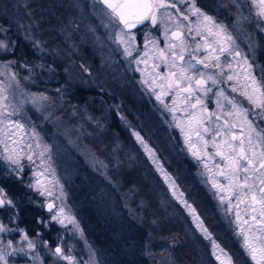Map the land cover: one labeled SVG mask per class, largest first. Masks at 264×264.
Instances as JSON below:
<instances>
[{
  "label": "snow or ice",
  "instance_id": "1",
  "mask_svg": "<svg viewBox=\"0 0 264 264\" xmlns=\"http://www.w3.org/2000/svg\"><path fill=\"white\" fill-rule=\"evenodd\" d=\"M95 2L103 5L101 12L107 19L104 27L110 29L114 42L123 47L124 56L132 58L130 62L138 66L136 70L142 71L140 64L147 67L149 60L153 61L151 68L155 76L143 83L172 113L189 152L211 173L212 188L220 204L226 205L225 214L233 217L230 222L235 225L237 235L242 238V247L253 264H264V73L259 78L254 75L253 66L231 33L197 7L196 0ZM253 4L259 9L257 16L264 19V0H253ZM146 22L154 28H162L163 46L145 33L144 51L133 57L138 49L134 47L136 35L132 29L137 25L147 27ZM161 67L162 72L158 71ZM5 75L0 72V76ZM6 80L0 81V145H3L0 159L7 162L9 171L17 174L24 170L23 160L36 164L38 170L33 172L36 180L29 187L35 188L41 196L60 199L64 194L62 188L60 195L54 196L59 182L51 168V149L26 118L23 121L13 119L21 116L25 103L42 107L48 97L40 94L22 99L15 92V87L19 86L16 74L12 73ZM166 96H171V104L165 103L163 97ZM237 97L247 101L250 107ZM209 103H214L215 108L210 110ZM136 138L150 157H154L138 134ZM208 161L214 163L210 166ZM47 175L52 179H47ZM165 179L175 189L167 174ZM181 202L193 216L197 228L207 236L208 230L195 209L186 201ZM6 204L11 205L12 201L0 189V208ZM47 209L53 213L52 221L61 225L67 221L79 230L65 207L57 208L54 202H49ZM7 230L0 224V232ZM22 239L28 241V249L32 250L34 244L27 234L22 233ZM7 248L13 251L0 248V264H7V257L16 251L11 242ZM55 255L67 264L73 262V257L65 254L60 246L55 248ZM217 259L225 264L221 257ZM227 264H232L230 257H227Z\"/></svg>",
  "mask_w": 264,
  "mask_h": 264
},
{
  "label": "rangeland",
  "instance_id": "2",
  "mask_svg": "<svg viewBox=\"0 0 264 264\" xmlns=\"http://www.w3.org/2000/svg\"><path fill=\"white\" fill-rule=\"evenodd\" d=\"M67 1L69 6L73 7L70 8L71 11L77 14L75 16L76 23L82 25V28H79V37L85 41L83 42L82 40V42H77L79 46H76V43L72 42L69 48L66 49L70 55H68L64 49L58 48L55 45L51 47L49 46L47 49L50 51H46L39 39H35V36L32 34L33 32L37 33L36 36L39 37V29L36 24L37 21L25 11L21 0H2L0 2L2 5V12L7 11L9 15L12 16L10 17L11 21L19 24V26L21 25L24 29L23 32L26 37L25 39L29 42V47L35 56L41 54L40 50H42L44 53L49 52L54 57L59 58L74 71H76L75 67L77 65L82 67L81 73L83 77L78 72L76 73H78L79 76L74 73L68 75L66 78L70 83L78 80L81 84L85 86L89 85V87H95L98 82L105 83L106 76L103 73L106 69L105 65L111 67L112 71L119 76V79L127 80L125 78L127 76H130V78L133 79L138 90L143 94L146 100H148L151 107L154 108L157 115L164 123V126H166L169 131L172 138V148L183 154L185 162L197 175L195 180L201 183L213 199L219 216L242 250L246 259L245 261L247 264H253L250 256L242 247V238L237 235L235 225L230 222L233 217L225 214L224 208L226 205L222 206L220 204L216 190L212 188L211 182L209 181L211 173L207 172L202 167L201 162L196 160L189 152L188 147L184 143V137L175 126V122L172 119V113L165 109L164 105L156 99L153 91L149 90L148 85L143 83V80L147 79L151 81V78L155 76V71L151 68L153 61L149 60L147 67L144 64H140L139 68L142 71H137L136 69L138 66L130 62L132 58H126L124 56L123 47L114 42V39L110 37V29L104 27L107 19L101 12L103 7L98 2H95V0ZM12 4L15 6H12ZM12 7L15 9L12 10ZM11 11L15 16L11 14ZM23 14H25V16ZM228 16L229 14H226L223 11L220 12L216 8V21L222 23L228 32L231 33L237 46L242 53L247 56L249 62L250 59H255L259 56L260 58H264V29H260L262 30H259L260 33H254L248 28L244 16L238 17V21L236 22H233ZM161 32L162 28H154L150 23L147 24V27L133 32L136 35V43L134 47L138 49L137 52L133 53V57L143 53L145 33L156 39L162 47L163 37ZM42 41L43 43H46V40L43 39ZM10 44V35L7 33L6 29L0 25V45H3V47H0V72L6 74L5 76H0V81L7 82L6 77H10L12 73H15L17 81L19 82V86L15 87V92L22 99H27L32 95L40 94H44L48 97L47 101L43 102L42 107L34 106L31 103H25L24 112L20 117H13V119H21L23 121L26 118L28 124L35 127L42 142L49 146L51 149V168L54 169L55 179L59 182V186L54 190V196L60 195L61 188L63 189L64 194L60 196V199L55 200L54 197H45L41 204L45 213L41 223L43 232H40L39 230L34 234L32 232H27L19 225L17 206L10 195H8L7 188H4L1 179H5V176H8L10 179L16 178L19 181L23 179L28 185H30V183L34 184L36 177L33 175V172L38 169H36V164H30L25 159L22 161L24 164L23 172L17 174L9 171V165L7 162L0 159V189H3L8 199L12 201L11 205L6 204L4 207L0 208V224H3L6 229H8L5 232H0V248L12 252V248H7V245L11 242L13 248L16 249L13 255L7 257V264H67L66 261L61 260L55 255V247L57 246H60L65 254H69L73 257L72 264H113V261L115 264H140L139 261L142 254L141 247L138 242L135 241L137 240L138 230L130 219V215H134L135 213H132L133 208L130 205H126V207L125 205H122L119 194L108 176L110 169L109 162H112V165L114 166H120V168L124 165L121 170L116 169V174L119 175V172H121V177L126 167H131L130 164L134 160L135 153L131 148L128 151L126 149L124 150L119 141H107L106 138H104L106 136L103 137L101 134L99 137L92 132V128H98V126L101 127L103 124L105 111L102 109L103 105L101 101L97 102L94 99H90L87 101L88 103H83L76 108V114H66L64 108L66 107L67 100L63 96L61 97L56 81L47 77L45 83L48 85L47 87H49L48 90L36 89L35 87H38L39 82L43 81L42 67H39L36 63L25 65L18 61L12 56V46ZM83 51L88 52L87 56H89V58L86 60L88 62L83 61L84 58L81 54ZM90 55H94L96 59H99L97 65L93 66L90 64V60L92 59L90 58ZM119 61L121 64V70H118L120 67L118 65ZM158 71L162 72L163 68L161 67ZM107 79H109V77H107ZM117 83L119 84L120 82ZM155 91L159 92V88H156ZM229 94L234 95L231 93ZM163 99L165 103L171 104V96L163 97ZM237 99L242 100L241 97H237ZM242 102L245 106H249L247 101L242 100ZM75 103L76 102L71 105H74ZM214 108L215 104L209 103V109L212 110ZM179 115L180 113L178 112L177 116L179 117ZM123 117L124 116L122 115L118 116L119 119L128 123L129 120H124ZM130 131L132 132L130 133ZM127 133L130 135L133 133V137L136 142L140 144L143 153L147 156L158 175H160L164 181L169 191L170 199L179 204L183 214L186 215L192 223L193 229L197 230L198 233L207 240L210 256H213L217 264H220V260L217 259V256L221 257L222 260H225V264H227V257L231 258L232 264H236L231 253L221 246L218 240L215 242L209 230L208 235L205 236V234L197 228L193 216L181 202V200L185 201L183 192L178 189L175 180L171 178L169 173L160 164L154 151L151 149L152 153H154V157H150L149 153L145 150L144 145H142L136 138L138 132H133V130L129 129L127 130ZM89 138L93 139L94 145L98 143V146H101L103 150L106 148V152H103V150L100 149L106 157V161L101 159L100 151L90 143L88 140ZM2 151L3 145H0V153H2ZM208 151H211V149ZM36 163L38 164L39 161L37 160ZM208 163L211 166L214 162L208 161ZM76 170H78V172ZM165 174L171 178V182H174L175 189L169 186V181H166ZM75 176L80 177L77 179L78 184L83 185V187L88 190L89 198H85V196L84 198L87 200L89 199L88 202L90 205L87 206L93 214L91 225L97 226L99 224L98 227L101 228L100 232L103 228L102 232L106 235V237L103 236L101 238L100 242H98V236L94 234L88 235L84 226L85 223L77 214V209L80 205L75 202V199L73 200V197L71 196L72 187L76 185L75 183H72ZM123 178L125 177L123 176L121 181ZM41 179H44V177H41ZM47 179H52V176L47 175ZM49 187H51V185H49ZM126 187L127 186L124 184V188ZM174 190L176 193L175 195L173 194ZM125 192L128 194L127 197L132 199L136 189L128 187ZM181 194H183L182 197ZM50 201L54 202L57 208L60 206L65 207L66 212L70 214L79 225V230H76L74 226L67 221H65L64 225L52 221L51 216L53 213L45 210V205ZM82 201L83 200H81V202ZM143 204L144 203H142L141 200L138 202L136 201L135 208L139 210V213L143 216L146 214L155 216L156 220L153 218L150 222L152 223V221H154L157 225L161 226L162 209L158 207L157 210L152 211L151 208H146ZM185 229H188V226H186ZM182 230L184 229L182 228L180 232ZM187 232L190 234L191 230H187ZM22 233L27 234L29 240L33 242L34 247L32 250L28 249V241L22 239ZM44 233H47L46 235L53 239V245H48L47 241L44 238L42 239ZM102 243H104L103 246H101ZM214 244L218 245V247H214ZM106 248L111 249L112 252L106 250ZM20 249H23V251H20ZM204 257L205 255L202 256V259Z\"/></svg>",
  "mask_w": 264,
  "mask_h": 264
},
{
  "label": "trees",
  "instance_id": "3",
  "mask_svg": "<svg viewBox=\"0 0 264 264\" xmlns=\"http://www.w3.org/2000/svg\"><path fill=\"white\" fill-rule=\"evenodd\" d=\"M21 2L29 16L37 21L39 37L36 36L37 33L33 32L32 34L35 39H39L46 51H50L47 48L53 45L66 51L72 42H75L76 46H79L77 42H82L83 39L79 37V28L81 29L82 25L76 23L75 16L77 14L71 11L70 8L73 7L69 6L67 0H21ZM12 6L15 5L12 4ZM11 9L14 10L15 8L12 7ZM11 14L15 16L12 11ZM23 15L25 16V14ZM10 17L12 16L7 11L2 12L0 2V25L10 35L12 56L25 65L36 63L39 67H42L43 81H40L38 87L35 88L48 90L49 87L45 83L46 78L55 80L61 97L63 96L67 100L64 108L66 114H74L78 106L88 103L87 101L90 99L97 102L101 101L102 109L105 111L103 124L101 127L92 128V132L99 137L101 134L103 137L106 136L104 138L107 141H119L124 150L128 151L131 148L135 153L134 160L130 164L131 167H126L121 177V172L117 175L116 169L121 170L124 165L120 168V166H114L112 162H109L108 176L119 194L122 205H125V207L130 205L133 208V210L131 209L132 213H135L132 215L130 212V219L138 230L137 240L135 241L141 247L140 264H217V262L209 254L207 240L197 230L193 229L192 223L183 214L179 204L170 199L164 181L143 153L140 144L133 137V133L132 135L127 133L129 129L138 132L149 148L154 151L160 164L175 180L178 189L184 194L185 201L195 209L196 215L200 217V221L211 232L215 242L218 240L220 245L231 253L236 264H247L242 250L219 216L213 199L201 183L195 180L197 175L187 165L183 154L172 148V138L169 131L148 100L138 90L133 79L130 76L125 77L127 80L119 79L112 68L105 65L106 69L103 72L106 76L105 83L98 82L95 87L85 86L78 80L70 83L66 77L73 73L78 76L80 74L83 77L82 67L77 65L75 67L76 71H74L59 58L54 57L49 52L44 53L42 50H40L41 54L35 56L29 47V42L25 39L24 29L21 25L19 26V24L11 21ZM43 39L46 40V43H43ZM83 42L85 41L83 40ZM66 53L70 55L67 51ZM81 54L84 58L83 61L88 62L86 61L89 58L87 56L88 52L83 51ZM90 58H92L90 64L93 66L98 64L99 59H96L94 55H90ZM118 65L120 66L118 70H121L120 61ZM74 102L76 103L71 105ZM120 115L124 116V120L128 119V123L119 119L118 116ZM88 140L98 151L103 150L101 146H98V143L94 145L92 138ZM105 149L103 152H106ZM103 152L100 151V157L106 161ZM76 171L78 172V170ZM123 176L125 178L121 181ZM78 178L80 177L75 176L73 178L72 183L76 185L71 190L73 200L75 199V202L80 205L77 214L85 223L84 226L88 235L98 236V242H100L101 238L106 237V235L102 232L103 228L100 232L99 224L97 226L91 225L93 214L88 207L90 205L89 199H85L86 197L89 198L88 190L83 185L78 184ZM1 182L4 184V188H7L8 195L17 206L19 225L29 233L34 234L38 230L43 232L41 223L45 213L41 204L46 196H41L39 191L29 187L23 179L19 181L16 178L10 179L5 176V179H1ZM124 184L127 186L126 188H124ZM128 187L136 189L132 199H129L127 192H125ZM81 200L83 201L81 202ZM140 200L146 208H151L152 211L157 210L158 207L162 209L161 226L154 221L150 222L153 218L155 219V216H151V214L143 216L139 213L135 206L136 201ZM186 226H188V229H185ZM182 228L184 230L180 232ZM187 230H191V233L189 234ZM46 234L44 233L42 239L44 238L48 245H53V239ZM103 245L104 243L101 244V246ZM106 250L111 251L108 248ZM204 255L205 257L202 259ZM113 264H115L114 261Z\"/></svg>",
  "mask_w": 264,
  "mask_h": 264
},
{
  "label": "flooded vegetation",
  "instance_id": "4",
  "mask_svg": "<svg viewBox=\"0 0 264 264\" xmlns=\"http://www.w3.org/2000/svg\"><path fill=\"white\" fill-rule=\"evenodd\" d=\"M196 4L202 11L213 16L215 20L217 8L218 11L229 14L228 17L233 22L238 21V17L244 16L248 28L254 33H260L264 29V20L257 16L259 9L254 6L253 0H196ZM249 63L253 66L254 75L259 78L264 73V58L259 56L258 58L250 59Z\"/></svg>",
  "mask_w": 264,
  "mask_h": 264
},
{
  "label": "water",
  "instance_id": "5",
  "mask_svg": "<svg viewBox=\"0 0 264 264\" xmlns=\"http://www.w3.org/2000/svg\"><path fill=\"white\" fill-rule=\"evenodd\" d=\"M101 5V4H100ZM102 7H103V5H101ZM148 22H146V24H147ZM144 25H137V27L136 28H134V29H132V32L133 31H136V30H138V29H140V28H142ZM51 202V201H50ZM49 203V202H48ZM45 210L46 211H48V209H47V204L45 205ZM56 248V247H55Z\"/></svg>",
  "mask_w": 264,
  "mask_h": 264
}]
</instances>
